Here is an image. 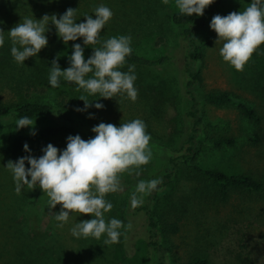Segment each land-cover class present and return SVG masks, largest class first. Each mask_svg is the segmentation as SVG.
<instances>
[{"label": "rangeland", "instance_id": "rangeland-1", "mask_svg": "<svg viewBox=\"0 0 264 264\" xmlns=\"http://www.w3.org/2000/svg\"><path fill=\"white\" fill-rule=\"evenodd\" d=\"M250 3L251 0H223L221 10L209 15L207 26L200 32L207 46L201 66L204 83L197 92L199 95L215 90L234 92L251 102L264 118V85L258 75L259 66L251 58L243 71L235 70L220 55L223 42L215 43L218 37L210 28L215 15L227 16L234 11H243ZM101 5L113 13L101 31L102 40L130 36L132 51L139 55L175 57L161 68L134 69V87L138 91L135 101L126 94L103 99L99 94L90 95L83 89L77 91V85L63 78L60 87L53 88L49 84L53 60H57L63 71L70 67L69 57L74 44L84 48L85 60L93 53L91 47L99 45L85 47L82 38L66 45L51 24L45 33L48 44L36 57L28 58L24 65L14 60L8 32L24 18L40 20L45 14H55L59 18L72 8L77 9L76 23H83L86 15L95 18L94 10ZM177 11L175 0H168L167 4L163 0H0V29L5 32V43L0 47V106L25 100L49 102L70 111L76 120L89 127L102 122L119 127L140 119L151 137L152 151L147 165L133 170L132 174L121 175L122 191L105 196L113 205L111 211L104 214L106 222L118 219L125 226L120 229L118 243L105 245L106 234L100 239L76 238L71 234L75 223L94 217L73 213L64 227H58L60 222L49 212L59 213L61 206L50 210L49 198L38 186L32 190L25 185L18 193L13 173L6 168L9 161L16 162L24 156L38 159L48 144L63 151L69 136L79 135L84 139L83 135H67L56 141L42 142L30 133L55 125L56 118L34 120V127L19 130L15 120L9 117L0 120V264H149V240L145 235L147 219L140 217L128 222L125 214L138 183L153 179L162 180L151 192L158 193L161 213L183 218L180 233L163 241L170 251L167 264H187L198 257L205 259L207 264H264V193L234 192L227 202H219L213 189L195 174H190L179 159L188 122L184 116L186 86L178 62L185 28L171 22L172 14ZM152 84L163 87L164 98L163 106L151 112V101L141 90L143 85ZM81 96L89 103L103 104V109L98 110L93 105L84 112H77L75 109L84 108V101L79 100ZM203 110L208 119L226 125L218 131L219 135L236 136L239 145L229 150L208 145L199 164L229 175L250 174L264 179V142L257 146L249 142L255 130L253 124L233 108L214 109L204 105ZM201 138L205 140L206 134ZM25 144L29 147L28 152L24 150ZM175 164L180 168L167 180V169ZM27 167L30 165L26 163ZM136 171L140 172L139 176ZM128 224L131 228L125 230Z\"/></svg>", "mask_w": 264, "mask_h": 264}, {"label": "clouds", "instance_id": "clouds-1", "mask_svg": "<svg viewBox=\"0 0 264 264\" xmlns=\"http://www.w3.org/2000/svg\"><path fill=\"white\" fill-rule=\"evenodd\" d=\"M163 2L167 4L168 0ZM213 2L214 0H175L179 12L188 17L203 16L205 9ZM76 11L77 9L68 8L59 18L55 14H45L40 20L24 18L8 32L14 60L24 65L28 58L36 57L48 44L45 33L49 31L48 26L51 24L66 45L69 41L81 38L85 47L99 45L91 47L93 53L85 60L84 48L80 44H74L69 57L70 67L63 71L57 60H53L49 75V84L53 88L60 87L63 78L77 85V91L83 89L90 95L99 94L103 99L126 94L135 101L138 96L134 87L136 76L132 74L135 66H129L128 72L120 70L126 63V57L132 53L131 37L120 35L102 40L101 31L113 16L106 6L101 5L94 10L95 18L86 15L83 23H76ZM210 28L217 34L215 43L223 42L220 49L223 60L235 70L243 71L253 54L264 45V0H251L245 10L234 11L227 16L215 15ZM4 33L0 29V47L5 43ZM79 100L84 101V108L75 109L77 112H84L93 105L98 110L104 107L98 102H87L85 96H81ZM34 125L35 121L27 116L16 121L17 130ZM92 132L95 135L88 140L79 135L69 136L63 151L48 144L42 149L44 154L38 159L31 155L24 156L16 162L9 161L6 168L13 173L18 193L25 185L32 190L38 186L49 198L50 210L57 205L61 206L59 213L49 212L60 222L58 227H64L73 213L94 217L75 223L70 230L71 234L76 238L82 236L96 239L106 234L104 244L110 245L119 242L120 229L125 226L118 219L106 222L104 214L110 212L113 205L106 201L105 196L123 190L120 180L123 173L132 174L133 170L150 162L151 137L140 119L119 127L102 122L94 126ZM30 134L35 135V132ZM24 150L29 151L27 144L24 145ZM26 163L30 167L26 168ZM136 175L139 176L140 172L136 171ZM160 183L161 179L141 180L136 193L150 194ZM136 193L131 196L134 208L143 204V195L138 197ZM130 228L131 224H128L125 230Z\"/></svg>", "mask_w": 264, "mask_h": 264}, {"label": "trees", "instance_id": "trees-1", "mask_svg": "<svg viewBox=\"0 0 264 264\" xmlns=\"http://www.w3.org/2000/svg\"><path fill=\"white\" fill-rule=\"evenodd\" d=\"M222 6L223 0H214L213 4L205 9L203 16L193 15L188 17L177 11L172 14L171 22L175 26L185 28L179 48L178 62L181 64L183 82L186 86L184 116L188 122V127L179 159L182 160L183 165L187 167L190 174H195L198 179H202L207 186L213 189L219 202H227L234 192L245 191L263 194L264 179L255 178L250 174L229 175L220 169H206L199 164V159L208 145L214 149L224 150L236 148L239 145V139L236 136L219 135L218 131L226 125L208 119L203 106L214 109L233 108L237 110L241 117L255 127L253 136L249 137V142L254 146L264 142V118L251 102L234 92L215 90L205 95H199L197 92L198 88L204 83L201 66L204 62L207 46L200 32L207 26L209 15L216 14ZM252 58L260 67L257 69L258 75H260L264 85V45H261ZM174 59V56L168 54L157 58H149L132 51L131 55L126 57V63L120 70H128L131 65L135 66L134 69H157L164 67ZM162 90L163 87L158 84L142 86L141 92L151 101L149 103L151 112L163 106L164 96ZM25 116L33 119V121L50 117L58 120L55 125L35 131L33 137L42 142H52L64 136L79 133L83 135L82 137L85 140L93 138L95 135L92 132L93 127L76 120L70 111L49 102L25 100V102L11 104L6 107L0 106V120L9 117L17 121ZM202 134H206L205 140L201 138ZM177 168L179 170V164L167 169L165 178L170 179ZM136 195L139 197L143 194L136 193ZM159 201L157 192L150 193L143 195V204L134 208L131 205L130 197L125 214L128 222L137 220L140 217L147 219L145 235L149 240V264H167L170 251L164 246L163 241L168 237L178 235L182 228L183 218L179 215L175 217L165 216L161 213ZM187 264H207V261L198 257L193 258Z\"/></svg>", "mask_w": 264, "mask_h": 264}]
</instances>
